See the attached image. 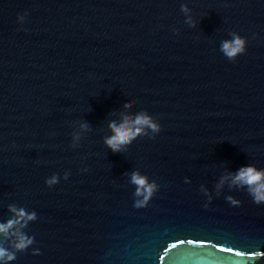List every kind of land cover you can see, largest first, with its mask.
<instances>
[{"label":"water","instance_id":"95a60500","mask_svg":"<svg viewBox=\"0 0 264 264\" xmlns=\"http://www.w3.org/2000/svg\"><path fill=\"white\" fill-rule=\"evenodd\" d=\"M142 112L160 132L113 152L109 122ZM246 165L264 170V0H0V223L37 214L0 234L35 240L9 264H264ZM133 172L159 185L145 207Z\"/></svg>","mask_w":264,"mask_h":264},{"label":"clouds","instance_id":"9594fccd","mask_svg":"<svg viewBox=\"0 0 264 264\" xmlns=\"http://www.w3.org/2000/svg\"><path fill=\"white\" fill-rule=\"evenodd\" d=\"M183 11H187L182 6ZM26 14H18L17 19L23 21ZM232 39L225 40L221 45V50L224 55L230 60L234 61L235 58L245 52L246 50V38L236 33H231ZM87 127V125H83ZM109 128L112 131L110 137L105 138V144L113 151L118 152L121 150L122 145L130 143L138 135H147L145 129H150L154 134L149 137L154 138L156 133L161 130V125L158 121L154 120L147 113H140L136 116L135 120L125 119L122 123L116 124L115 122H109ZM86 169H82L85 171ZM67 179V174H65ZM131 182L136 185L135 195L142 197L135 200L134 207L141 208L148 205L150 199L157 192L159 185L155 180L149 182L148 177L141 175L139 172H133L131 176ZM232 184L239 187H246L248 194L252 197L254 203H264V170H258L255 166L246 165L240 167L235 175L232 176ZM45 183L49 186L58 183V178L53 175L47 179ZM211 199V197H209ZM232 205H239L240 201L232 198L231 196L226 198ZM207 207V205H205ZM9 211L16 213L15 219H9L5 223H0V234H3L5 238H9L10 229L15 225L19 224L20 228L27 227L29 221L37 219L35 211L26 212L24 209H16L15 207L9 206ZM15 239L12 242V248L15 251H11L9 248L4 247L0 244V262L2 264H9L10 261L16 259L17 252H24L29 246L35 243L34 237L26 234L23 231L17 230L11 233ZM33 254H39V250L36 248L32 249Z\"/></svg>","mask_w":264,"mask_h":264}]
</instances>
